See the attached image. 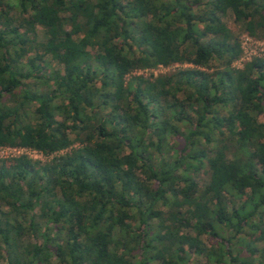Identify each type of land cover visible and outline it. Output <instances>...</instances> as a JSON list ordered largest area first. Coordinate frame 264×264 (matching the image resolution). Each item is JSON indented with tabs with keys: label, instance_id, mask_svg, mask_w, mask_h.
Here are the masks:
<instances>
[{
	"label": "trees",
	"instance_id": "16d2710c",
	"mask_svg": "<svg viewBox=\"0 0 264 264\" xmlns=\"http://www.w3.org/2000/svg\"><path fill=\"white\" fill-rule=\"evenodd\" d=\"M228 15L264 36V0H0V146L54 155L0 161V264H264V58Z\"/></svg>",
	"mask_w": 264,
	"mask_h": 264
},
{
	"label": "rangeland",
	"instance_id": "374dc122",
	"mask_svg": "<svg viewBox=\"0 0 264 264\" xmlns=\"http://www.w3.org/2000/svg\"><path fill=\"white\" fill-rule=\"evenodd\" d=\"M11 15L17 14V10H11ZM224 21H226L228 24L232 25V27L234 28L236 34L239 36L240 39V43H241V47H242V53L241 56L238 60L234 61L233 66L234 67H242L243 64L247 61L252 60L254 57H261L264 58V36L260 39H256L253 38L251 36H249L245 31L244 28L241 25H237V23H235L234 18L232 17V15H228ZM38 34L41 36L42 35V28L38 27L37 28ZM30 57L33 58V60L37 63L43 66V68H45V70L48 72H50V70H52L54 67H57V63L55 61H53L49 56H46L45 58H38V55L34 52L31 51L29 52L25 58ZM184 67H193L192 65L189 64H173L170 65L168 67H163V66H159L157 68L154 69H146V70H137L134 73L128 74L125 78L126 81H129L131 79V76L133 74H138V73H142V74H146L149 75L151 72H153L154 74H158V73H169L174 71V69H180V68H184ZM27 81H32V79L27 80ZM47 82L46 80H42V84L45 85ZM259 120H262L261 115H259ZM77 144L74 145V147H76ZM17 150H13V148L7 147V146H1L0 147V161H4V163H8L7 161L13 159L14 157L20 155V154H27L29 155V157L33 158V159H38L41 161H46L49 158H51L54 155H50V156H45L40 152H32L30 151L28 148L21 150L20 148H16ZM70 148H67L65 150H62L61 152H59V154L61 153H65L67 151H70ZM254 160H256V158H254ZM255 163H257V161H255ZM195 179H197L200 182H206L207 181V172L206 169H201L199 174H196ZM187 231V233L190 234H194L192 230H185ZM251 238H253L251 236ZM202 240L204 242V244L206 246H210V242L209 239L206 237V235L202 236ZM258 246H261L262 243H257ZM195 253L194 252H190V257L189 260L193 261L195 260Z\"/></svg>",
	"mask_w": 264,
	"mask_h": 264
},
{
	"label": "built area",
	"instance_id": "2783aa9c",
	"mask_svg": "<svg viewBox=\"0 0 264 264\" xmlns=\"http://www.w3.org/2000/svg\"><path fill=\"white\" fill-rule=\"evenodd\" d=\"M1 147V146H0ZM10 148H13V150H17L16 148H20L21 150H24L26 148H22V147H10ZM30 151L32 152H37L36 150H32V149H29ZM26 154V153H25Z\"/></svg>",
	"mask_w": 264,
	"mask_h": 264
}]
</instances>
